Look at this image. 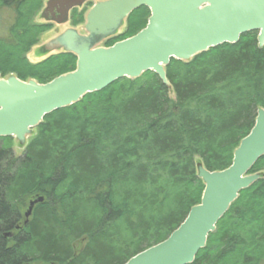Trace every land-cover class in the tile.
I'll return each mask as SVG.
<instances>
[{
  "label": "trees",
  "instance_id": "obj_1",
  "mask_svg": "<svg viewBox=\"0 0 264 264\" xmlns=\"http://www.w3.org/2000/svg\"><path fill=\"white\" fill-rule=\"evenodd\" d=\"M44 1L0 0L1 77L45 83L75 68L76 56L65 51L27 59L47 29L34 22ZM83 14L75 8L72 24ZM149 15L145 6L133 10L104 45L134 35ZM257 34L187 61L171 59L169 87L146 71L85 94L45 115L19 157L15 138L0 137V264H124L163 241L201 200L197 163L210 171L228 167L264 109ZM257 172L190 264L264 262V156L249 170ZM38 196L43 201L24 225Z\"/></svg>",
  "mask_w": 264,
  "mask_h": 264
},
{
  "label": "water",
  "instance_id": "obj_2",
  "mask_svg": "<svg viewBox=\"0 0 264 264\" xmlns=\"http://www.w3.org/2000/svg\"><path fill=\"white\" fill-rule=\"evenodd\" d=\"M88 1L94 2L84 16L85 33L66 28L43 45L45 51L74 54L73 70L45 83L21 80L13 74L0 77V137L12 136L24 144L45 115L123 77L134 79L151 71L169 87L165 67L171 59L190 60L220 44L236 43L246 32L257 31L258 46L264 45V0H47L41 14L47 19L48 14L57 13L56 22L63 23L72 8ZM142 6L150 11L142 29L110 46L98 45ZM261 156L264 109L259 107L252 128L234 149L228 167L210 171L197 163V176L204 183L200 202L163 241L136 253L124 264L192 263L239 192L260 177V173L249 170ZM42 201L38 196L29 202L24 225L34 205Z\"/></svg>",
  "mask_w": 264,
  "mask_h": 264
},
{
  "label": "rangeland",
  "instance_id": "obj_3",
  "mask_svg": "<svg viewBox=\"0 0 264 264\" xmlns=\"http://www.w3.org/2000/svg\"><path fill=\"white\" fill-rule=\"evenodd\" d=\"M45 2V1H44ZM43 2V4H44ZM91 6V3H85L84 5L80 6V7H77L76 10H77V13H80L82 11H84V14L83 16L85 15L86 11L89 9V7ZM34 22L37 23V24H45L47 26V29L40 35L39 37V40L38 42L32 46L29 51L26 53V56H27V59L30 61V62H38L40 61L41 59L45 58L47 55L51 54V53H54V52H57L55 50H51L49 51L48 53L46 52H41L40 51V47L44 44H46L50 39H52L53 37H55L56 35L59 34V32L61 33L65 28H74L76 29L79 33H85L84 32V29H83V23H84V20L80 23H77L76 25L72 24V20H68L66 23H63V24H54V23H45L40 17H39V12L35 15L34 17ZM123 26L122 25L120 27V29L117 31V33H119L122 29H123ZM116 33V34H117ZM114 36V35H113ZM108 38L102 40L98 45H104L105 41L107 40ZM7 76V75H5ZM5 76H2V77H5ZM1 77V75H0ZM170 96L173 97L174 95L172 94V92H169ZM35 129L34 131L32 132L33 134H35ZM32 134H30L27 138H26V141H28V139L30 138ZM26 141L24 144H19V142L15 139L14 141V144H13V152H14V155L15 157H19L23 154V150H24V145L26 144ZM26 211V209H25ZM24 211V212H25ZM83 242L80 241L76 244V248L77 249H80L81 246H82ZM264 264V262L262 263Z\"/></svg>",
  "mask_w": 264,
  "mask_h": 264
},
{
  "label": "flooded vegetation",
  "instance_id": "obj_4",
  "mask_svg": "<svg viewBox=\"0 0 264 264\" xmlns=\"http://www.w3.org/2000/svg\"><path fill=\"white\" fill-rule=\"evenodd\" d=\"M46 1H47V0H45L43 6L41 7V9H40V11H39V17H40L45 23H54V24H57V25H58V24L66 23L68 20L71 19L72 11H73L75 8H77V7L72 8V9L69 11L68 20H66V21L63 22V23H58V22H56V18L58 17V14H57V13H55V14H53V15L48 14V15H47V19H46L45 17L42 16L41 13H42L43 8L45 7ZM86 3H87V2H86ZM53 12H54V11H53ZM65 29H66V28H65ZM59 33H60V32H59ZM41 49L44 51V49H43V45L40 47V50H41Z\"/></svg>",
  "mask_w": 264,
  "mask_h": 264
}]
</instances>
